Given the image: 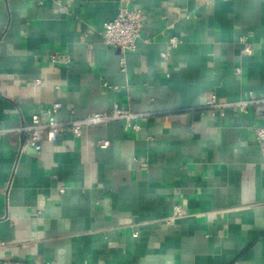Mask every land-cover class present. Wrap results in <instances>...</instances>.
I'll use <instances>...</instances> for the list:
<instances>
[{
    "label": "crops",
    "instance_id": "crops-1",
    "mask_svg": "<svg viewBox=\"0 0 264 264\" xmlns=\"http://www.w3.org/2000/svg\"><path fill=\"white\" fill-rule=\"evenodd\" d=\"M132 7L135 54L99 36L119 0H0V264H264V156L251 134L264 120L252 106L205 108L211 95L264 96V0ZM53 103L61 123L117 105L139 130L110 121L75 139L66 127L19 155L17 129Z\"/></svg>",
    "mask_w": 264,
    "mask_h": 264
},
{
    "label": "built area",
    "instance_id": "built-area-1",
    "mask_svg": "<svg viewBox=\"0 0 264 264\" xmlns=\"http://www.w3.org/2000/svg\"><path fill=\"white\" fill-rule=\"evenodd\" d=\"M134 0H119V10L117 15L102 24L99 36L103 44L111 49H119L121 52H130L135 54L138 52V41L140 39V32L142 28L143 12L139 9L133 8ZM242 45L240 55H248L251 52V43L246 37L239 39ZM181 42L176 39H170L169 45L172 48H176ZM161 57L167 58L168 52L161 54ZM47 61L50 64H62L68 65L70 63L69 57L62 58L59 55L48 56ZM121 71L124 72V59L120 61ZM235 74L240 75L241 70L235 69ZM37 84H39L37 82ZM252 106L257 116L264 120V96L258 97L254 94H250L244 101L233 103L231 105L219 104L215 96L211 95L206 100L205 108H207L213 115L215 110H222L225 107H230L233 110L242 111L246 113L247 109ZM60 108L58 103H53L42 110L40 114L33 115L30 123L25 124L17 129L19 138L21 141V147L19 155L23 153L27 148H31L38 152L40 145L43 142L54 143L64 128L68 127L70 134L73 138H79L81 136V130L84 126L100 125L110 121H123L124 129L139 130L138 125L134 124L140 116L129 113L126 110L120 109L117 105H114L109 113H95L88 117L70 121L68 123H61L57 121L56 114ZM251 134L258 145L261 154L264 156V124L253 125L251 127ZM108 143L106 141L99 142L100 148H106ZM60 194H63V189L59 190ZM182 216V210L180 206H174L172 210L171 218L169 222L179 219ZM3 244L0 243V249Z\"/></svg>",
    "mask_w": 264,
    "mask_h": 264
}]
</instances>
